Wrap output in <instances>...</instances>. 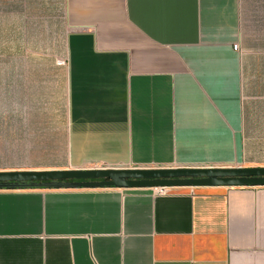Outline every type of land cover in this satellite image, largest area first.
Listing matches in <instances>:
<instances>
[{
  "label": "crops",
  "instance_id": "1",
  "mask_svg": "<svg viewBox=\"0 0 264 264\" xmlns=\"http://www.w3.org/2000/svg\"><path fill=\"white\" fill-rule=\"evenodd\" d=\"M0 10L65 26L66 61L8 78L7 127L31 156L0 171L264 166V0ZM0 264H264V186L2 189Z\"/></svg>",
  "mask_w": 264,
  "mask_h": 264
},
{
  "label": "water",
  "instance_id": "2",
  "mask_svg": "<svg viewBox=\"0 0 264 264\" xmlns=\"http://www.w3.org/2000/svg\"><path fill=\"white\" fill-rule=\"evenodd\" d=\"M264 186V166L2 170V189Z\"/></svg>",
  "mask_w": 264,
  "mask_h": 264
},
{
  "label": "rangeland",
  "instance_id": "3",
  "mask_svg": "<svg viewBox=\"0 0 264 264\" xmlns=\"http://www.w3.org/2000/svg\"><path fill=\"white\" fill-rule=\"evenodd\" d=\"M19 21L17 12L0 10V168L28 165L31 156L21 153V149L16 152V145H22L23 140L7 127L13 118L6 105L7 98L12 97L8 78L22 66L47 67L65 60V26L50 24L52 20L49 25L21 26L16 24ZM243 34L248 41L246 25Z\"/></svg>",
  "mask_w": 264,
  "mask_h": 264
},
{
  "label": "built area",
  "instance_id": "4",
  "mask_svg": "<svg viewBox=\"0 0 264 264\" xmlns=\"http://www.w3.org/2000/svg\"><path fill=\"white\" fill-rule=\"evenodd\" d=\"M234 49L235 50H241V47H240L239 44H235L234 45ZM65 64H66V61L65 60L59 61V65H65ZM93 167L106 168V167H113V166H110L106 162H95L94 165H93ZM155 189H156V192L158 194H160V195H167V194L172 193V187H155Z\"/></svg>",
  "mask_w": 264,
  "mask_h": 264
}]
</instances>
